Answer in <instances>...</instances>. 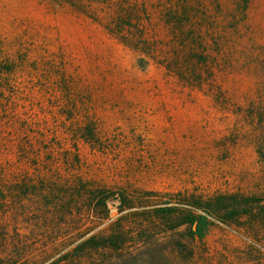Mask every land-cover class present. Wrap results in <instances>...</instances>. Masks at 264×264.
Returning <instances> with one entry per match:
<instances>
[{"label": "rangeland", "instance_id": "obj_1", "mask_svg": "<svg viewBox=\"0 0 264 264\" xmlns=\"http://www.w3.org/2000/svg\"><path fill=\"white\" fill-rule=\"evenodd\" d=\"M86 6L88 14L56 0H0V62L9 58L18 67L0 85V182L10 185L24 171L34 172L18 158L19 126L11 123L20 119L40 124L42 136L59 143L50 148L60 159L54 164L57 178L125 190L142 200L139 207L178 192L264 195L258 153L264 134V0H251L242 30L231 36L213 79L200 88L157 62L143 63L141 53L110 35L102 0H88ZM88 122L96 123L104 139L101 149L77 136L76 129ZM67 149L79 162L72 156L67 163ZM9 215L0 214V233ZM117 217L113 211L100 229L109 231ZM128 221L133 227L140 217ZM9 228L15 238L17 227L11 222ZM236 231L213 227L204 241L208 261L187 264H264V241L258 244L260 255ZM2 238L1 261L7 255ZM35 239L26 264H37L51 241ZM192 245L203 250L199 241ZM120 261L112 264H124Z\"/></svg>", "mask_w": 264, "mask_h": 264}, {"label": "trees", "instance_id": "obj_2", "mask_svg": "<svg viewBox=\"0 0 264 264\" xmlns=\"http://www.w3.org/2000/svg\"><path fill=\"white\" fill-rule=\"evenodd\" d=\"M56 2L89 12L88 0ZM102 4L110 11H105L110 16L105 25L110 35L141 53L143 63L146 59L157 62L180 81L200 88L213 79L218 55L231 36L242 30L251 0H102ZM3 71L0 85L17 74L16 62L9 58L0 62V73ZM14 123L19 126L15 132L19 161L26 160L34 172L24 171L10 185L0 182V214H12L1 228V246L7 254L1 263L26 264L32 236L36 241L51 240L37 264L56 256L62 243H68L65 251L48 264H112L115 259L124 264H187L202 258L207 262L204 241L219 225L237 228L261 255L258 244L264 241V195L178 192L154 206L139 207L142 200L125 190L57 178L54 164H60V159L50 153L59 144L56 139L43 137L40 124L34 127L20 119ZM76 130L81 141L95 149L103 147L96 123L88 122ZM261 137L258 153L264 166V134ZM73 153L70 149L63 152L67 163L72 156L79 162ZM113 211L118 216L115 224L109 231L101 230ZM134 215L140 221L130 227L128 219ZM11 222L18 229L15 238L8 233ZM183 227L188 231L181 232ZM195 241L202 243V251L193 247Z\"/></svg>", "mask_w": 264, "mask_h": 264}]
</instances>
